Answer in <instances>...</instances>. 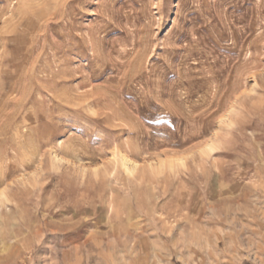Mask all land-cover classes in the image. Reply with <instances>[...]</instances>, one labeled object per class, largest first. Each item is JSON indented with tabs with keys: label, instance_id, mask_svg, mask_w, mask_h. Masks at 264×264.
Listing matches in <instances>:
<instances>
[{
	"label": "rangeland",
	"instance_id": "rangeland-1",
	"mask_svg": "<svg viewBox=\"0 0 264 264\" xmlns=\"http://www.w3.org/2000/svg\"><path fill=\"white\" fill-rule=\"evenodd\" d=\"M0 65V264H264V0H0Z\"/></svg>",
	"mask_w": 264,
	"mask_h": 264
},
{
	"label": "bare ground",
	"instance_id": "bare-ground-1",
	"mask_svg": "<svg viewBox=\"0 0 264 264\" xmlns=\"http://www.w3.org/2000/svg\"><path fill=\"white\" fill-rule=\"evenodd\" d=\"M192 49V48H191ZM2 58V57H1ZM2 65V64H1ZM0 65V66H1ZM4 74H6V73H2V71H1V68H0V77H2V75H4ZM9 76H10V74H6L5 75V77H7V78H9ZM2 79H3V77H2ZM26 79V78H25ZM185 80V79H184ZM1 82V81H0ZM1 86V85H0ZM49 90V89H48ZM47 91V90H46ZM60 94V93H59ZM59 94L58 93H56L55 94V96H54V98L57 100V101H59ZM166 95V94H165ZM26 96H28V95H26ZM48 96V95H47ZM51 97V96H50ZM148 97V96H147ZM23 98H25V97H23ZM48 98V97H47ZM212 98V97H211ZM53 99V98H52ZM49 100V99H48ZM56 101V102H57ZM22 103V102H21ZM50 104V103H49ZM157 104V103H156ZM48 106V105H47ZM208 106V105H207ZM53 107V106H52ZM209 107V106H208ZM46 110V109H45ZM204 110V109H203ZM201 112V111H200ZM194 117H195V115H193ZM182 118V117H181ZM141 133V132H140ZM207 143V142H206ZM212 143V142H211ZM211 143L209 142V143H207L206 144V146H205V148L207 149V150H210L211 149V147L213 146V145H211ZM120 163L122 164V167H123V169H125V171H126V173H129V174H133L134 173V171H137L136 169H137V164L134 162V161H131L129 158H127V156H121V158H120ZM165 165V164H164ZM159 168V167H158ZM136 173V172H135ZM134 175V174H133ZM135 176V175H134ZM7 189V187L6 188H3L2 190H0V216L2 217H6L8 214L7 213H4L5 211H4V209H3V207L5 206V204L9 201V198H8V194L6 193V190ZM5 214V215H4ZM11 215V214H10ZM10 217V216H9ZM7 222V221H6ZM4 225H6V224H4ZM1 227V226H0ZM56 232V231H55ZM54 232V233H55ZM20 233V232H19ZM57 233V232H56ZM0 237H2L3 238V243L5 244V240H4V238H5V235L4 234H1L0 235ZM77 241V240H76ZM20 243V242H19ZM11 247V246H10Z\"/></svg>",
	"mask_w": 264,
	"mask_h": 264
}]
</instances>
